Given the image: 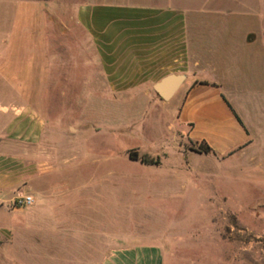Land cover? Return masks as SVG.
Instances as JSON below:
<instances>
[{
	"label": "rangeland",
	"instance_id": "obj_1",
	"mask_svg": "<svg viewBox=\"0 0 264 264\" xmlns=\"http://www.w3.org/2000/svg\"><path fill=\"white\" fill-rule=\"evenodd\" d=\"M83 1L13 0V48L0 74L14 91L0 90V107L27 105L43 120L38 149L53 171L37 167L12 186L23 175L16 159L12 177L0 178V264H101L100 246L117 236L159 243L163 264H264V56L202 74L222 82L250 142L241 157L198 155L176 138L186 129L174 102L105 90L74 19ZM253 31L252 53L264 54V26ZM3 140L0 156H17ZM41 194L54 197L38 203ZM27 195L32 206L12 207Z\"/></svg>",
	"mask_w": 264,
	"mask_h": 264
},
{
	"label": "crops",
	"instance_id": "obj_2",
	"mask_svg": "<svg viewBox=\"0 0 264 264\" xmlns=\"http://www.w3.org/2000/svg\"><path fill=\"white\" fill-rule=\"evenodd\" d=\"M263 14L264 0H84L74 19L94 53L105 90L123 96L132 91L142 92L143 97L154 95L163 108L174 102L176 121L186 129L185 136L176 132V138H184L197 149L206 146L211 150L208 154L195 152L198 155L224 158L241 157L250 135L235 119L222 93V82L204 79L202 74L220 69L229 74L238 64L247 63L244 60L263 58L261 52L254 56L252 44H248L253 24L264 26ZM12 31L13 0H0V60L11 55ZM240 59L243 62H237ZM167 76L183 80L173 96L164 100L154 86ZM7 85L0 74V90L14 91ZM0 108L5 109L0 114L6 120L0 130L2 143L18 149L17 156H0V178L10 176L9 172L12 177L10 161L16 159H21L23 175L13 177L12 186L34 174L37 167L42 173H51L53 168L44 160L52 157L38 149L43 120L27 105ZM34 156L35 164L28 161ZM53 197L41 194L38 203ZM123 238L102 243L100 249L108 253L101 264H163L164 249L159 243L142 244L127 236L132 241L124 242Z\"/></svg>",
	"mask_w": 264,
	"mask_h": 264
},
{
	"label": "water",
	"instance_id": "obj_3",
	"mask_svg": "<svg viewBox=\"0 0 264 264\" xmlns=\"http://www.w3.org/2000/svg\"><path fill=\"white\" fill-rule=\"evenodd\" d=\"M182 80L180 76H167L154 86L155 93L162 99L168 100L177 91ZM170 82H173L172 85H168Z\"/></svg>",
	"mask_w": 264,
	"mask_h": 264
},
{
	"label": "trees",
	"instance_id": "obj_4",
	"mask_svg": "<svg viewBox=\"0 0 264 264\" xmlns=\"http://www.w3.org/2000/svg\"><path fill=\"white\" fill-rule=\"evenodd\" d=\"M234 117H235V119L240 123V120L237 118V116L234 114ZM200 153H204V154H208V153H210L211 152V150L208 148V147H202V146H200L198 149H197ZM129 157H130V159H132V160H135L136 158H134V157H136L135 156V154H133V153H130L129 154ZM140 161L142 162V163H146V164H158L159 163V161L158 160H153V159H150V160H148L146 157H142L141 159H140Z\"/></svg>",
	"mask_w": 264,
	"mask_h": 264
},
{
	"label": "built area",
	"instance_id": "obj_5",
	"mask_svg": "<svg viewBox=\"0 0 264 264\" xmlns=\"http://www.w3.org/2000/svg\"><path fill=\"white\" fill-rule=\"evenodd\" d=\"M33 205V199L31 196H25L16 198L12 202V207L14 209L26 208Z\"/></svg>",
	"mask_w": 264,
	"mask_h": 264
}]
</instances>
